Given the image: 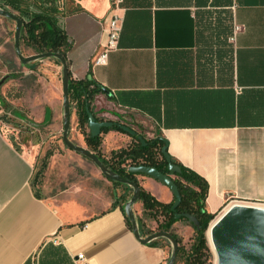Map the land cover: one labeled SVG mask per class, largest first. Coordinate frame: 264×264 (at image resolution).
<instances>
[{
    "label": "crops",
    "instance_id": "0c3cea01",
    "mask_svg": "<svg viewBox=\"0 0 264 264\" xmlns=\"http://www.w3.org/2000/svg\"><path fill=\"white\" fill-rule=\"evenodd\" d=\"M65 6L78 8L64 21L73 40V78L91 73L108 90L103 95L112 109L161 134L170 156L207 180L208 212L218 214L230 197L264 204V0H66ZM114 15L122 24L118 48L95 64ZM52 69L57 102L62 68L54 60ZM101 135L106 151L123 133ZM34 173L0 124V264H75L79 253L91 264L167 262L163 242H141L128 224L119 196L130 198L129 188L98 168L90 190L80 178L65 182L61 175L38 195ZM137 178L159 201L174 200L158 179ZM134 209L143 218L141 201ZM148 227L142 237L155 232ZM177 227L180 234L194 233L182 220Z\"/></svg>",
    "mask_w": 264,
    "mask_h": 264
},
{
    "label": "trees",
    "instance_id": "16d2710c",
    "mask_svg": "<svg viewBox=\"0 0 264 264\" xmlns=\"http://www.w3.org/2000/svg\"><path fill=\"white\" fill-rule=\"evenodd\" d=\"M66 0H0V6L4 8L11 7L18 11V15L23 19V29L21 35V48L24 52L25 48H31L36 53L53 52L63 54L69 66L68 52L73 46V40L69 37L65 28V17L70 11L77 10L73 8L67 9ZM60 63L57 58H52ZM31 63L27 64L30 66ZM106 92L104 88L93 76L88 74L85 78L75 79L70 73V102L71 108L74 109L78 119V128L84 134L87 147L98 154L104 164L122 175L123 177L136 181L141 187L140 200L143 205V216L154 218L158 222V230L169 231L179 242L178 261L183 264H212V252L207 240V229L210 222L215 218L216 214L210 213L205 208L206 197L208 195L209 185L207 180L197 172L184 166L175 158L171 157L172 162L178 165L180 172H172L168 169V162L163 156L162 148L166 145V139L161 134H156L152 138H145L140 133L134 136L124 131L120 126L103 127L102 133L111 129L127 133L133 137L134 142L127 147H121L118 150H112L111 157L108 158L102 153L103 136L101 134L93 136L91 130L86 132V125L89 126L88 109L94 113V101L99 93ZM1 106H5L0 100ZM23 122L34 130L35 127L43 129L49 125V121L37 123L32 119L25 118L20 113H15ZM3 118V115H0ZM97 118V116H96ZM98 120H103L99 119ZM142 136L145 143L139 138ZM52 153H49V157ZM149 165L154 166L158 170L171 174L181 194V202L175 210L172 209L174 200L171 203L159 201L153 194L145 190L140 184L137 174L129 171L130 166ZM46 163L39 170L43 173ZM120 187L129 188L133 193L130 185L114 181ZM38 195L39 192L36 191ZM132 196V195H131ZM120 204L129 200L128 195L121 194L119 196ZM190 213L198 219L199 224H194L187 217L177 218V214ZM128 224L132 226L130 219L127 217ZM144 218V217H143ZM143 218L138 217L140 232L145 226ZM179 220L188 221L194 228V235L190 247H186L182 237L173 230V224ZM160 238L152 240L150 243L158 245Z\"/></svg>",
    "mask_w": 264,
    "mask_h": 264
},
{
    "label": "rangeland",
    "instance_id": "374dc122",
    "mask_svg": "<svg viewBox=\"0 0 264 264\" xmlns=\"http://www.w3.org/2000/svg\"><path fill=\"white\" fill-rule=\"evenodd\" d=\"M7 9L18 14V11L11 7ZM15 27L16 22L14 20L0 16V100L5 102V106L0 104V115H3V118H0L1 130L8 141L30 159L35 166L32 185L40 195L46 194L45 186L47 183H51L53 176L58 179V176L61 175H64L65 182L80 178L86 189L90 190L89 188L94 186L93 181L96 178L98 167L92 160L68 148L63 142V92L61 89V94H59L56 102L52 90V77L56 74L52 69L54 59L43 58L32 62L30 66L22 64L15 51ZM34 53L36 52L31 48H25L23 52L24 55ZM58 77L62 84V71ZM103 94L105 92L99 93L94 101L97 118L129 125L137 130V135L140 133L145 138H149L152 133L156 134V131L147 122H140L138 118L129 113H121L115 108L112 109ZM50 103L55 105L52 111L49 107ZM15 113H20L25 118L39 122L48 120L50 123L53 120L54 123L47 128L36 131ZM85 130L86 132L90 131V127L86 125ZM79 131L77 115L73 109L69 137L78 144L88 146L85 138L83 139L78 134ZM82 135L84 136L83 133ZM111 141L110 146L108 143L106 151L102 149V153L108 158L111 157V148L118 150L121 147H127L133 144L134 139L127 133H123L122 136L115 137ZM49 153L52 154L47 157ZM44 163H46L45 169L43 173H40L39 170ZM56 171L60 172L57 173ZM62 171L64 172L62 173ZM92 184L93 186H91ZM231 204L233 203L228 200L210 224L222 215ZM143 217L146 220L145 224H149L148 228L152 227L155 228L154 231H157V220L148 216ZM182 221L191 225L186 220ZM210 228L208 227L206 235L212 252L211 262L216 264V255L209 240ZM173 230L182 237L186 247H190L194 233L180 234L178 227ZM161 241L168 247L170 256L172 250L170 241ZM176 264L183 263L178 261Z\"/></svg>",
    "mask_w": 264,
    "mask_h": 264
},
{
    "label": "water",
    "instance_id": "95a60500",
    "mask_svg": "<svg viewBox=\"0 0 264 264\" xmlns=\"http://www.w3.org/2000/svg\"><path fill=\"white\" fill-rule=\"evenodd\" d=\"M0 16L10 18L16 22L15 27V51L22 64H29L43 58H57L62 68V92H63V142L78 154L89 158L109 179L133 188L132 196L124 204V211L130 219L135 236L143 243H148L156 238H166L170 241L172 250L165 264H176L178 259L179 242L166 230L155 231L142 237L138 224V218L134 206L140 200L141 187L133 180H129L112 169L108 168L101 158L87 146L78 144L70 139L69 132L72 122V108L70 102V71L66 57L61 53L43 52L24 55L21 48V35L23 19L15 12L0 6ZM108 93V90H106ZM89 127L93 136L99 135L103 127L120 126L131 135H137V130L129 125L117 123L111 120H98L94 113L88 109ZM139 138L145 143L142 136ZM162 153L168 162V169L172 172H180L178 165L172 162L168 153V144L163 146ZM129 171L144 174L158 179L166 184L174 195L172 209L175 210L181 202V194L171 174L164 173L154 166L139 165L130 166ZM187 217L194 224H199L196 216L190 213L177 214V218ZM212 242L216 255V264H264V208L257 204L235 203L228 207L220 215L212 226Z\"/></svg>",
    "mask_w": 264,
    "mask_h": 264
},
{
    "label": "built area",
    "instance_id": "2783aa9c",
    "mask_svg": "<svg viewBox=\"0 0 264 264\" xmlns=\"http://www.w3.org/2000/svg\"><path fill=\"white\" fill-rule=\"evenodd\" d=\"M116 2L120 3L121 0H115ZM122 32V24L120 23V18L117 15H114L108 25V33H109V39L107 45L100 50L94 57V63L95 64H104L107 61L108 53L118 48L119 45V39ZM228 200H230L231 203H244V204H262L257 202H246L242 200H238L236 198L230 197ZM231 204V205H233ZM230 205V206H231ZM75 264H91L90 261L86 258L84 253H79L74 258Z\"/></svg>",
    "mask_w": 264,
    "mask_h": 264
},
{
    "label": "bare ground",
    "instance_id": "6f19581e",
    "mask_svg": "<svg viewBox=\"0 0 264 264\" xmlns=\"http://www.w3.org/2000/svg\"><path fill=\"white\" fill-rule=\"evenodd\" d=\"M257 205L264 208V204H257ZM214 221L209 226V228L211 227L210 230H209V240L212 243V245H213V242H212V226L214 224Z\"/></svg>",
    "mask_w": 264,
    "mask_h": 264
}]
</instances>
